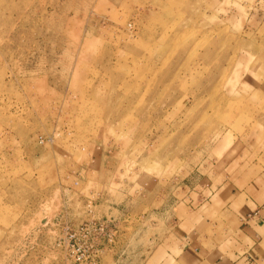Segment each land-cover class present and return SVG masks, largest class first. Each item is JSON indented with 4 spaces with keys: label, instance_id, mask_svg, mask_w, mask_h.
Here are the masks:
<instances>
[{
    "label": "rangeland",
    "instance_id": "374dc122",
    "mask_svg": "<svg viewBox=\"0 0 264 264\" xmlns=\"http://www.w3.org/2000/svg\"><path fill=\"white\" fill-rule=\"evenodd\" d=\"M262 56L264 0H0V264H173Z\"/></svg>",
    "mask_w": 264,
    "mask_h": 264
},
{
    "label": "crops",
    "instance_id": "0c3cea01",
    "mask_svg": "<svg viewBox=\"0 0 264 264\" xmlns=\"http://www.w3.org/2000/svg\"><path fill=\"white\" fill-rule=\"evenodd\" d=\"M220 175L191 213L193 225L171 242L173 264H264V131L236 149Z\"/></svg>",
    "mask_w": 264,
    "mask_h": 264
}]
</instances>
